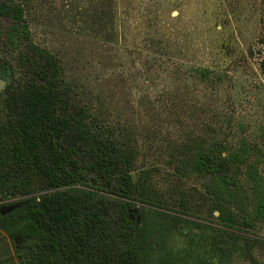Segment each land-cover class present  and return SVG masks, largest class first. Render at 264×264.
Here are the masks:
<instances>
[{
  "label": "trees",
  "instance_id": "1",
  "mask_svg": "<svg viewBox=\"0 0 264 264\" xmlns=\"http://www.w3.org/2000/svg\"><path fill=\"white\" fill-rule=\"evenodd\" d=\"M205 43L212 67L224 66L216 49L236 48L226 39ZM235 50L227 58L247 56ZM1 54L0 74L11 80L0 107V197L15 201L0 210L18 208L0 211V232L19 264L253 259L258 242L245 234L264 228V137L260 144L180 138L162 144V165H140L150 143L143 128L118 122L99 95L68 81L57 56L32 42L16 0H0ZM259 68L264 76V59ZM137 205L140 224L130 213ZM190 228L186 243L165 242Z\"/></svg>",
  "mask_w": 264,
  "mask_h": 264
},
{
  "label": "rangeland",
  "instance_id": "2",
  "mask_svg": "<svg viewBox=\"0 0 264 264\" xmlns=\"http://www.w3.org/2000/svg\"><path fill=\"white\" fill-rule=\"evenodd\" d=\"M16 3L25 9L32 42L57 56L70 83L87 96L99 95L118 122L143 128L141 139L150 143L140 165H162V144L180 138L202 136L233 144L263 140L264 76L259 63L264 59V0ZM11 24L3 22L5 27ZM207 38L231 41L236 55L247 56L227 58L234 49L218 48L214 53L224 66L212 67ZM10 80L5 78L6 87ZM12 201L0 197V206ZM135 216L141 218L139 212ZM210 221L217 224L215 218ZM191 233L190 228L165 242L186 243ZM245 238L258 242L251 250L253 259L236 254L227 264H264V228ZM15 257L13 243L0 232L1 264H19Z\"/></svg>",
  "mask_w": 264,
  "mask_h": 264
},
{
  "label": "water",
  "instance_id": "3",
  "mask_svg": "<svg viewBox=\"0 0 264 264\" xmlns=\"http://www.w3.org/2000/svg\"><path fill=\"white\" fill-rule=\"evenodd\" d=\"M6 85H7V82H6L5 80L0 79V92H2V91L6 88ZM131 178H132V181H133L134 183H137V181H138V174L135 173V172L132 173V174H131ZM17 208H18V206L3 207V208H1L0 211H1L2 215H6V214L12 212L13 210H15V209H17ZM138 212H139L138 208H135V209L131 210V211H130V213H131V219H134L135 215H136ZM137 221H138V223L140 224V222H141V218H140V217H137ZM196 231H198V230H196ZM196 231H195V232H196Z\"/></svg>",
  "mask_w": 264,
  "mask_h": 264
},
{
  "label": "flooded vegetation",
  "instance_id": "4",
  "mask_svg": "<svg viewBox=\"0 0 264 264\" xmlns=\"http://www.w3.org/2000/svg\"><path fill=\"white\" fill-rule=\"evenodd\" d=\"M0 65H1V64H0ZM0 67H1V66H0ZM5 78H7L6 75H4V74H0V79L5 80ZM5 89H6V88H5ZM5 89H4V90H5ZM4 90H3V91H4Z\"/></svg>",
  "mask_w": 264,
  "mask_h": 264
},
{
  "label": "built area",
  "instance_id": "5",
  "mask_svg": "<svg viewBox=\"0 0 264 264\" xmlns=\"http://www.w3.org/2000/svg\"><path fill=\"white\" fill-rule=\"evenodd\" d=\"M5 205V204H4Z\"/></svg>",
  "mask_w": 264,
  "mask_h": 264
}]
</instances>
